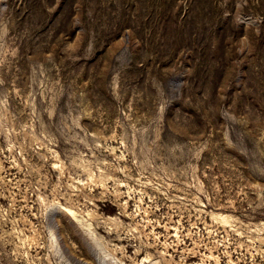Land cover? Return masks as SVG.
Here are the masks:
<instances>
[{
    "label": "rangeland",
    "instance_id": "rangeland-1",
    "mask_svg": "<svg viewBox=\"0 0 264 264\" xmlns=\"http://www.w3.org/2000/svg\"><path fill=\"white\" fill-rule=\"evenodd\" d=\"M0 264H264V0H0Z\"/></svg>",
    "mask_w": 264,
    "mask_h": 264
}]
</instances>
